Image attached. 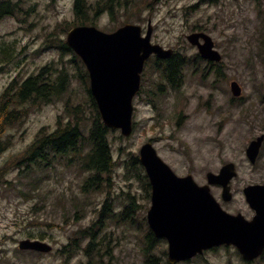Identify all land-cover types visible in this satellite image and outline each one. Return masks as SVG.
Here are the masks:
<instances>
[{
	"label": "rangeland",
	"instance_id": "1",
	"mask_svg": "<svg viewBox=\"0 0 264 264\" xmlns=\"http://www.w3.org/2000/svg\"><path fill=\"white\" fill-rule=\"evenodd\" d=\"M102 1L105 0H84L89 8L103 7ZM151 2L121 0L122 5L115 6L114 17L105 8H101L97 16L90 10V17L104 32H112L126 22L147 28L151 18L154 43L166 49L185 50L190 56L195 52L189 51L191 46L186 36L195 29L205 30L223 55L219 76L204 79L218 84L210 89L215 93L198 89L195 82L189 80L184 93L187 98L191 96L189 94L195 93L194 96L182 102L167 94L156 100L159 106L156 110L151 106L155 98L142 94L134 103L136 127L133 135L124 138L118 131L110 133L116 167L104 191L92 194L82 191L90 174L82 170L80 156L69 155L62 159L63 156L58 155L55 167L47 171L28 170L25 162L21 167L16 164L41 129L51 132L56 129L58 118H65L67 101L73 106L80 105L88 121L92 118L94 113L84 86L74 80L62 101L31 107L30 113L6 133L4 142L8 145L0 154V171L3 173L0 183V264H87L89 258L84 250L71 257L60 251L78 237V232L101 220L106 202H112L114 212L119 214L128 203L129 193L135 196L138 211L121 224L117 223L118 217L106 220L103 237L97 241L106 262L110 246L113 264H145L143 250L148 232L145 219L151 204L143 183L135 177L127 179L131 176L126 173V163L131 156L139 155L142 145L152 139L159 155L178 176L191 174L199 184H203L202 179L208 172L217 173L225 163H235L238 177L231 184L235 199L228 209L245 212L243 188L264 182V155L261 163L253 166L245 153L249 139L259 136V131L264 128V100L260 99L264 91V3L262 0H163L149 8ZM25 4L26 13L20 21L8 17L0 22V45L4 41L15 43L17 51L14 55L7 52V57L14 59V63H0V99L12 82L22 83L52 62L77 74L70 63L72 55L62 54L57 45L49 41L64 40L66 27L76 23L75 0H25ZM152 70L150 65L144 79L146 90L156 80H153ZM195 76L192 81L200 82L203 71L199 70ZM234 81L240 85L242 97L232 102L228 111ZM211 99L217 112L212 115L213 119L208 118L210 114L203 109L205 102ZM181 104H184L182 111ZM230 113L233 114L231 117L228 116ZM182 114L187 115L183 122ZM240 119L247 121L239 124ZM212 122H217L218 127L221 125L224 132L217 146H205L204 134L208 132L203 129ZM84 135L88 136V133ZM86 151L87 148L84 153ZM78 210L81 213L77 217ZM32 237L48 243L53 251L48 254L21 252L19 242ZM88 243V240L84 241L83 247ZM165 250L163 244L153 252L160 258ZM185 264L242 262L235 249L221 248Z\"/></svg>",
	"mask_w": 264,
	"mask_h": 264
},
{
	"label": "water",
	"instance_id": "2",
	"mask_svg": "<svg viewBox=\"0 0 264 264\" xmlns=\"http://www.w3.org/2000/svg\"><path fill=\"white\" fill-rule=\"evenodd\" d=\"M152 27L142 36L140 26L127 24L113 33L96 27L71 29L67 45L84 62L90 75L91 93L95 98L103 122L110 129L121 130L125 137L133 133V99L140 90L145 62L155 54L167 59L171 52L151 43ZM205 35L189 37L192 44ZM213 44L206 38L200 46L203 58L220 60ZM235 96L240 87L232 85ZM262 138L252 142L247 155L256 161ZM139 161L145 168L152 186V206L147 220L158 238L169 243V261L177 264L222 245L235 246L245 259L258 257L264 249V186L245 189L257 216L247 222L241 215L225 212L211 194L209 186H199L192 176L179 177L161 159L151 143L140 150ZM237 176L234 164L226 165L219 175H209L210 184L222 185L224 199H231L230 182ZM21 250L50 253L52 247L41 241L24 240Z\"/></svg>",
	"mask_w": 264,
	"mask_h": 264
},
{
	"label": "trees",
	"instance_id": "3",
	"mask_svg": "<svg viewBox=\"0 0 264 264\" xmlns=\"http://www.w3.org/2000/svg\"><path fill=\"white\" fill-rule=\"evenodd\" d=\"M102 2H104L103 7L98 5L89 8L84 0H77L74 21L76 23L71 27H66V31L63 33H67L70 28L77 25H94L96 21L91 19L90 10L97 16L101 8L107 7L113 17L116 0H105ZM25 5V0H0V22L8 17H15L20 21V17L26 13ZM49 41L55 43L57 45L56 48L60 49L62 54H72L70 63L76 68L77 75L71 74L66 67L60 68L56 63H51L41 68L37 74L28 77L22 83L14 81L10 84L0 100V154L5 151L8 145L3 141L5 134L30 113L31 107L49 105L61 101L70 90L73 80L76 79L84 85L88 92L89 103L94 113L92 120L89 119L88 121L84 117V112L80 105L73 106L71 102L67 101L65 104V118L63 116L58 118L56 129L52 133H48L45 128L41 129L35 141L26 150L21 161L27 162L28 170L32 171L34 167H37L47 171L55 167L54 164L58 160V155L65 157L70 154H76L80 156L79 163L82 165V170L92 173L82 187L83 193L103 192L106 187L105 183L111 180V175L116 167L109 141L110 130L104 126L96 102L89 92V76L81 60L71 52L63 39H52ZM5 43L4 41L0 45V63H14V59L7 57V52H12V55H14L17 52L16 45L15 43ZM153 64L162 66L163 62L156 61ZM84 133H88V138H86ZM85 148H87L86 153H84ZM126 164V173L131 176L127 177V179L135 177L142 182L148 199L150 193L149 180L144 168L139 163L138 156H131ZM3 171H6V169ZM1 174L3 173L0 171V183L3 179ZM138 208L139 205L135 201V196L129 193L128 203L119 212V223L128 221L138 211ZM104 209L102 217L103 215L105 217L101 218L99 224H96L101 225V227L103 225L105 227L106 220H109L112 216V202H107L104 205ZM80 213V210L76 212L77 217ZM102 231L97 226H92L78 232V237L65 246L60 253H66L68 257H71L79 250H84L86 255L96 257L94 262L98 264L99 259L97 257H103V249L100 242L98 243L97 241ZM87 237L91 238L90 244L87 247H83V242L86 241ZM155 241L152 235L148 233L146 236L147 243L143 250L146 256V264H159L157 263L159 261L149 256Z\"/></svg>",
	"mask_w": 264,
	"mask_h": 264
},
{
	"label": "flooded vegetation",
	"instance_id": "4",
	"mask_svg": "<svg viewBox=\"0 0 264 264\" xmlns=\"http://www.w3.org/2000/svg\"><path fill=\"white\" fill-rule=\"evenodd\" d=\"M263 3H264V1H263ZM117 4L119 6V0H117ZM205 32L206 31L202 30V29L201 30L195 29V31L193 33H205ZM187 36H186V39H187ZM187 42H188V40H187ZM201 42H204V41L201 40ZM189 45L191 46V49L189 51L195 52V54H193L191 56L185 50L171 48L173 50V52H175V53L171 56L170 59H168L166 61L167 64L165 66V69H166L165 73L162 75H159V78H163L165 83L158 85L159 91L157 93H153V97L158 95V94L168 93V94L174 96L177 101H180V100H182V102L184 100L186 101L187 99H190L189 97H192L195 95V93L189 94L191 96H189L187 98L186 97L187 94L184 93V91L187 87V82L190 83V81L195 82V84H196L195 86L198 89H201L205 92L215 93L210 89L215 88L216 85H218V84H215V82L209 83V82L205 81L204 79L212 77L214 75L219 76V74L221 73L220 72L221 68H219L220 63L213 62V61H210L208 59H206V60L202 59L198 53V52H200L199 48L197 46H193L191 44H189ZM217 50L219 51L218 48H217ZM219 52H222V51H219ZM165 69H163V70H165ZM199 70L203 71V76H202V78L200 77V79H201L200 82L199 81H192L193 78L196 77L195 74ZM168 85H169V87H168ZM211 101L214 103V101L212 99L209 100L208 102H205V106L203 107V109H204V111H206V113L210 114V116L208 118L213 119L212 115L214 113L217 114V112H216V108L214 109V107H212ZM234 101H235V99L229 100V102H231V103H229V105L227 106L228 111L231 108L232 104H234V103H232ZM183 105L182 104L180 105V111H182ZM224 106H225V104H224ZM152 108L155 110V108L153 106H152ZM232 115L233 114L230 113V115H228V116L231 117ZM186 116L187 115L182 114V117H181L182 122ZM238 121H239V124H242L243 122L247 121V119H240ZM224 126H225V124H224ZM203 131L208 132L207 134H204L205 146L211 145V144L217 146L218 140H219L221 134H223V132H224V128H221V125H220V127H218L217 122H212L211 124H209L208 127H204ZM259 133H260L259 136H264V128L261 131H259ZM259 136H256L255 138H252L251 140H249V143L251 141L257 139ZM151 141L155 144V140L152 139ZM263 155H264V141H263V145H262L261 152H260L261 160H262ZM258 159L260 160V158H258ZM261 160H260V163H261ZM209 173L210 172H208L206 174V176L202 179L203 180L202 185H205L208 183V174ZM260 184H264V182H262ZM211 191L213 193H214V191H217V194L214 193L215 197L217 199H219L222 207L225 210L227 209V211H230V212L235 213V214L241 213L243 215V217L245 218V220L248 222H252L254 220V218L256 217L255 211L251 208L250 204L246 201L245 197L243 200L244 201L243 206L246 207L247 210H245V212H242L240 210H235V209H231V208L228 209V207H230V205L233 204L235 198L233 197V199H231L230 202H224L222 200V197H221L222 196V188L221 187L212 186ZM111 251H112V249L109 246L108 247V255H110L109 259H107V262H106L105 260H103V257H101V258H99L98 264H113L114 255L110 254ZM88 258H89V261L87 264L97 263V262H94L95 259H92L91 257H88ZM242 264H264V256L257 259V260L251 261V262H247V261L243 260Z\"/></svg>",
	"mask_w": 264,
	"mask_h": 264
}]
</instances>
